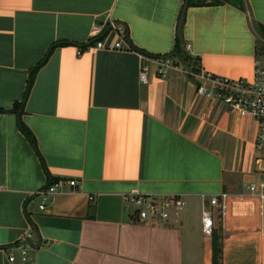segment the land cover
<instances>
[{
	"label": "crops",
	"instance_id": "1",
	"mask_svg": "<svg viewBox=\"0 0 264 264\" xmlns=\"http://www.w3.org/2000/svg\"><path fill=\"white\" fill-rule=\"evenodd\" d=\"M185 1L0 0V264H212L204 208L222 233V264H264V200L246 185L264 176L257 123L198 93L176 51ZM205 1L186 8L185 53L209 72L252 78L264 56V0ZM122 38L133 49L79 52ZM138 50L175 64L160 76L147 60L143 81ZM59 176L78 184L38 191ZM133 190L181 194L185 205L141 219L125 198ZM224 190L221 214L209 198Z\"/></svg>",
	"mask_w": 264,
	"mask_h": 264
},
{
	"label": "built area",
	"instance_id": "2",
	"mask_svg": "<svg viewBox=\"0 0 264 264\" xmlns=\"http://www.w3.org/2000/svg\"><path fill=\"white\" fill-rule=\"evenodd\" d=\"M111 26L119 28L118 24L111 20ZM103 30V25L93 24L92 32L95 34ZM123 36V37H124ZM125 38V37H124ZM117 40L114 44H107L102 39H98L93 45L89 43L87 48H121L133 49L132 45H123V39ZM264 43V38H262ZM190 44H187L189 47ZM79 52L82 50L79 48ZM141 58L140 78L147 81L150 66L147 60H153L157 63L156 73L160 76H166L168 67L174 65L171 54H149L145 51L138 50ZM191 73L199 79L197 91L209 98L222 100L227 106L240 114H251L254 116L257 123V133L255 136V151L257 156H264V56H257L255 60V72L252 78L248 77H231L226 75L215 74L205 70L203 67L199 71H191ZM77 185L76 178H66L59 176L52 178L48 183L39 189L42 193H54L63 188L65 185ZM247 190L253 195L258 196L264 200V176L248 180ZM229 191H221L212 194L209 202L212 206H217L224 214L227 200L230 196ZM244 192H240L242 196ZM126 200L137 205V213L141 219H150L157 221L160 219H168L171 213L179 215L184 208L185 200L181 194H165L162 196H155L153 194H144L138 191H131L125 194ZM41 208L45 207V203L40 204ZM203 231L211 235L214 231V217L211 208H204L202 211ZM32 231H28L27 235L31 236ZM22 247V257L27 258L28 249L26 246ZM10 260L15 258L13 252L8 253Z\"/></svg>",
	"mask_w": 264,
	"mask_h": 264
},
{
	"label": "trees",
	"instance_id": "3",
	"mask_svg": "<svg viewBox=\"0 0 264 264\" xmlns=\"http://www.w3.org/2000/svg\"><path fill=\"white\" fill-rule=\"evenodd\" d=\"M213 1H221V0H213ZM205 0H189V3H196V4H200V3H205ZM89 43H84V44H79V48L84 51L85 49H87ZM176 51L179 55L183 54V51L181 49V42H180V38H177V43H176ZM49 51L46 53V56L44 57V59L47 57ZM185 62L190 65L192 71H199L201 69V65L200 62L192 55L185 53ZM41 64L38 63L33 69H32V73L30 74V77L28 79L27 82V86H26V91H25V95L27 94V92L29 91L31 85H32V81H33V76H34V70ZM17 105L16 104L14 107L17 110ZM19 125L20 128L22 129V131H24V133L32 140V142L36 145V140H35V136L33 134V132L31 131V129L28 127V125L21 119L19 118ZM212 264H222V233L218 232L217 230L214 229L213 233H212Z\"/></svg>",
	"mask_w": 264,
	"mask_h": 264
},
{
	"label": "water",
	"instance_id": "4",
	"mask_svg": "<svg viewBox=\"0 0 264 264\" xmlns=\"http://www.w3.org/2000/svg\"><path fill=\"white\" fill-rule=\"evenodd\" d=\"M188 4H189V0H186L185 4H184L183 11H182L181 16H180L179 26H178V35H179L180 42H181V49L183 51V54H182L183 60H184L186 54H185V47H184V38H183V35H182V25H183L184 20H185V13H186V8H187ZM259 161H264V157L260 156L258 158V162Z\"/></svg>",
	"mask_w": 264,
	"mask_h": 264
}]
</instances>
